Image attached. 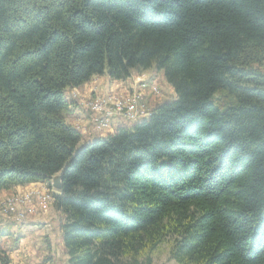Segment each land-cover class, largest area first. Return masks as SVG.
Masks as SVG:
<instances>
[{"label": "trees", "instance_id": "obj_1", "mask_svg": "<svg viewBox=\"0 0 264 264\" xmlns=\"http://www.w3.org/2000/svg\"><path fill=\"white\" fill-rule=\"evenodd\" d=\"M263 62L264 0H0V190L66 166V264H264ZM152 68L176 98L83 142L66 91Z\"/></svg>", "mask_w": 264, "mask_h": 264}, {"label": "rangeland", "instance_id": "obj_2", "mask_svg": "<svg viewBox=\"0 0 264 264\" xmlns=\"http://www.w3.org/2000/svg\"><path fill=\"white\" fill-rule=\"evenodd\" d=\"M262 69L264 70V62L262 65ZM142 82H145L144 86L141 85ZM146 83L148 84L146 85ZM91 88L92 87L88 86V88L86 89L87 91L84 93L75 88L70 91V94L66 95L69 100H75V102H77L80 107L82 105L81 103L83 102V104L85 105L84 109L87 110V119L76 120L73 122V126L80 132L83 142H86L90 135L101 134L109 128L108 126L100 128L92 120L93 110L91 107V103L94 101V99L108 98L109 102L107 103L106 107L110 108L112 107L115 98L125 99L126 97H128V102H135L137 97L136 105L139 109L144 108L152 111L156 105L161 104L164 100L172 101L175 98V92L172 87L164 80L162 72L157 71L154 68L149 69L144 73H137L136 75L127 79L122 92H119L118 90H109L101 93L94 92V96H91V91H89V89L91 90ZM84 116H86V114H84ZM147 117L148 116L137 117L134 122L139 123L143 120V118L145 119ZM46 190L53 194L54 192H56L47 184L40 183L25 188L24 190L19 192H12L8 197L1 200L0 206H7L8 204H12V208L24 210L25 219L24 222L18 224L14 219L11 218V216H0V226L4 223H12L17 227V230H21L19 227H22L23 225H32L33 223L31 221H33V218L36 220H43V226L48 231L50 239L48 244L49 252L48 255H46V260L51 261V263L53 264H66L63 245L60 244V240H62L60 238L61 233L59 231L60 215L59 213H56V211V214L53 212L54 208L52 203L47 208V204H42L41 202L39 203L38 200V193L46 192ZM29 195L30 200L25 203ZM17 234L18 233H16V236ZM169 249L170 243L162 244L153 255V264H176V262L170 258ZM6 258L7 257L5 254L0 255V261L3 259L7 261Z\"/></svg>", "mask_w": 264, "mask_h": 264}, {"label": "crops", "instance_id": "obj_3", "mask_svg": "<svg viewBox=\"0 0 264 264\" xmlns=\"http://www.w3.org/2000/svg\"><path fill=\"white\" fill-rule=\"evenodd\" d=\"M136 74V72L132 73L131 76L127 79ZM127 79L123 81H117L111 80L107 75L94 76L88 82L84 83L77 89L84 93L87 91L86 89L88 88V86H90L92 87L91 90L89 89V91H91V96H94V92L101 93L109 90H118L119 92H122ZM147 84L148 83H146V85ZM72 90L73 89H69L68 91H66L65 97L67 94H70V91ZM66 100L69 103V113L65 116L68 123L73 125V122L76 120L88 118L87 110L84 109L85 105L83 104V102L81 103L82 105L80 104V107L79 104L75 102V100H69L67 97ZM166 102L171 101L164 100L162 103ZM84 114H86V116H84ZM135 124L136 122L129 123L124 119L118 120L117 122H114L111 126H109V128L106 129L103 133L90 135L86 142H91L96 138L113 134L119 128H130ZM40 183L43 182H33L23 186H16L9 190H0V201L8 197L12 192H19L24 190L25 188ZM56 193L57 192H54V194ZM54 209V213L56 211V213H59V215L61 214L58 210ZM32 220V225H23L22 227H19L21 230H17V227L12 223H4L0 226V255L5 254L7 257V261L5 263H2L0 261V264H53L51 263V261L46 260V255H48L49 252L48 244L50 239L48 231L43 226L44 221L36 220L34 218ZM16 233H18L17 236ZM60 244H62V240H60Z\"/></svg>", "mask_w": 264, "mask_h": 264}, {"label": "built area", "instance_id": "obj_4", "mask_svg": "<svg viewBox=\"0 0 264 264\" xmlns=\"http://www.w3.org/2000/svg\"><path fill=\"white\" fill-rule=\"evenodd\" d=\"M141 85H145V82H142ZM155 89V88H154ZM157 91V90H156ZM109 102V99H94L91 103L92 107V120L95 124H97L100 128L109 127L114 122L118 120L124 119L129 122H134L137 117L143 116H151L152 111L141 108L139 109L137 104V97L135 102H128V97L125 99L115 98L112 107L107 108L106 105ZM77 129V128H76ZM78 130V129H77ZM38 193V192H37ZM53 199V193H50L48 190L46 192L38 193L39 203L51 205ZM30 200V195L27 197L28 202ZM0 216L10 217L16 221V223L20 224L24 222L25 213L24 210H20L18 208H12V204H8L7 206H0Z\"/></svg>", "mask_w": 264, "mask_h": 264}, {"label": "water", "instance_id": "obj_5", "mask_svg": "<svg viewBox=\"0 0 264 264\" xmlns=\"http://www.w3.org/2000/svg\"><path fill=\"white\" fill-rule=\"evenodd\" d=\"M66 166L62 168L59 172L51 175L49 177L50 187L56 192H61L62 190V176Z\"/></svg>", "mask_w": 264, "mask_h": 264}, {"label": "bare ground", "instance_id": "obj_6", "mask_svg": "<svg viewBox=\"0 0 264 264\" xmlns=\"http://www.w3.org/2000/svg\"><path fill=\"white\" fill-rule=\"evenodd\" d=\"M144 119V118H143Z\"/></svg>", "mask_w": 264, "mask_h": 264}]
</instances>
